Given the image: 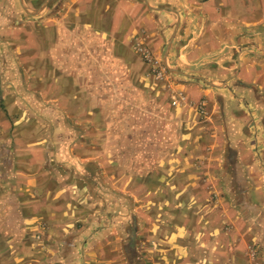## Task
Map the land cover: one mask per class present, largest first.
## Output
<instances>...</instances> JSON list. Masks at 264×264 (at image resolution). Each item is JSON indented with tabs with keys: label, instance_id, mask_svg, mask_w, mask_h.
Masks as SVG:
<instances>
[{
	"label": "crops",
	"instance_id": "1",
	"mask_svg": "<svg viewBox=\"0 0 264 264\" xmlns=\"http://www.w3.org/2000/svg\"><path fill=\"white\" fill-rule=\"evenodd\" d=\"M0 264H264V0H0Z\"/></svg>",
	"mask_w": 264,
	"mask_h": 264
},
{
	"label": "built area",
	"instance_id": "2",
	"mask_svg": "<svg viewBox=\"0 0 264 264\" xmlns=\"http://www.w3.org/2000/svg\"><path fill=\"white\" fill-rule=\"evenodd\" d=\"M136 50H137L138 53H140L141 57L145 61H147L148 63L151 64V66H152V72L154 74H156L159 77L163 75L164 68H162V67L160 68V67H158L155 64V58L153 57L152 53L149 50H147L145 47H143L140 44H137ZM173 103L176 104V100H174Z\"/></svg>",
	"mask_w": 264,
	"mask_h": 264
},
{
	"label": "rangeland",
	"instance_id": "3",
	"mask_svg": "<svg viewBox=\"0 0 264 264\" xmlns=\"http://www.w3.org/2000/svg\"><path fill=\"white\" fill-rule=\"evenodd\" d=\"M137 51V50H136ZM140 54V53H139ZM143 59V58H142ZM144 60V59H143ZM145 61V60H144ZM145 62H147V61H145ZM148 63V62H147ZM150 64V63H149ZM155 64L158 66V67H162V68H164V65H163V62L161 61V59H155ZM150 72L152 73V74H154L153 72H152V66H151V69H150ZM167 74V70L164 68V73H163V75L162 76H157L156 74H154L155 76H157L159 79H162L163 77H164V75H166Z\"/></svg>",
	"mask_w": 264,
	"mask_h": 264
}]
</instances>
